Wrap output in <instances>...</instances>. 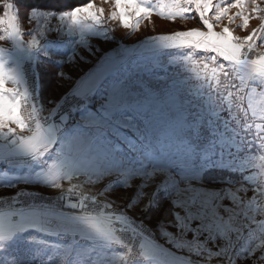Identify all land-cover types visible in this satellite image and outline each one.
<instances>
[{
	"label": "snow or ice",
	"instance_id": "1",
	"mask_svg": "<svg viewBox=\"0 0 264 264\" xmlns=\"http://www.w3.org/2000/svg\"><path fill=\"white\" fill-rule=\"evenodd\" d=\"M111 3L114 10L107 16L103 8L92 2L62 12L33 7L27 11L26 19L35 27L24 33L15 0H0V42L10 41L12 45L11 49L0 47V142L10 154L42 164L36 173L38 182L54 189L55 200L74 210L65 212L54 204L17 207L18 198L29 195L23 190L11 197L0 195V202L8 204L0 207V247H6L18 233L36 228L49 235L71 234L103 247L107 264H264V0ZM154 12L167 20H197L198 27L151 36L145 42L157 48L188 50L172 62L180 63L190 74L194 85L191 91L202 99L206 118L192 124L212 121L219 125L214 129L218 145L215 160L202 153L206 157L204 166L181 176L170 166L167 156L157 153V159L147 169L129 167L93 174L77 159L87 146L74 137L57 151L56 159L46 161L44 158L57 144L58 134L73 122L72 113L83 105L72 104L59 117L58 102L41 106L26 84L20 68L23 60L40 49L41 41L50 32L77 34V43L86 45L88 36L103 32L105 39L110 37L107 20L118 21L129 29ZM253 19L256 27H250ZM232 25L247 34L235 35ZM25 35L29 39L25 40ZM128 51L123 49L120 58ZM74 59L69 57L66 62ZM118 62L102 65L88 85L75 88L72 95L82 100L100 76ZM58 75L70 79L65 72ZM9 82L14 86L7 87ZM29 101L31 111L24 118L21 108ZM139 102L123 87L114 88L102 100L103 119L90 115L74 121V125L91 128L105 138L115 135L113 129L144 136L143 128L133 118L115 115L119 109ZM163 104L162 101L156 105L155 110H163ZM184 122L183 118L178 121L180 126ZM208 164L226 167L239 178L225 179L221 187H205L201 173ZM111 174L124 181L125 189L132 188L133 179H141L136 195L124 206L99 187L104 176ZM150 187L152 191H146ZM168 187L173 189L172 220L161 223L165 245L170 248L153 241L143 220L130 214L136 211L143 215L155 202L156 192ZM73 251L72 244L65 246L59 264H67ZM93 251L89 245L80 254L87 258ZM0 264L20 262L0 258ZM89 264L94 262L89 260Z\"/></svg>",
	"mask_w": 264,
	"mask_h": 264
},
{
	"label": "rangeland",
	"instance_id": "2",
	"mask_svg": "<svg viewBox=\"0 0 264 264\" xmlns=\"http://www.w3.org/2000/svg\"><path fill=\"white\" fill-rule=\"evenodd\" d=\"M90 2L97 8H103L105 16L114 10L111 0H92ZM151 2L154 3L155 0H151ZM16 6L20 9L21 18L19 23L21 30L27 33L30 27H35L34 22L30 25L26 19V13L29 9L21 8L17 4ZM43 10L51 11L49 9ZM53 23L57 24L59 22L54 21ZM249 23L250 27L257 26L254 19L250 20ZM133 24H136L135 20ZM198 26L196 19L167 20L158 17L155 12L150 17L141 18L138 26L129 29L120 26L118 21L107 20L106 28L110 35L108 39H105L103 32H100L98 35L88 36L86 38L87 44L81 45L77 43L79 36L73 34L71 36L74 37L75 50L65 58L57 56L55 58L56 62L61 64L57 65L53 60H44L39 57V54H36L38 58L31 56L29 59H24L20 68L33 98L41 106L50 107V101L59 103L57 117L68 112L70 105L82 103L83 106L72 113L73 122L63 128L60 133H67L64 136L65 143L76 137V133H86V140H81L87 147L81 157L86 159L88 147H91L94 150L91 156L95 162L94 165L88 164V167L84 169L93 174L129 167L147 169L157 159V153H163L169 158L173 170L183 176L204 166L206 157L202 153H205L213 161L215 160L218 145L214 139L216 135L214 129L219 125L212 121L192 124L194 120L203 121L206 118V113L202 107V99L191 91L194 85L190 74L185 71L180 63L172 62L174 57L183 56L188 50L157 48L145 41L151 36L168 35L174 31L188 30ZM232 27L235 29V25H232ZM215 30L218 31L219 29ZM234 34L243 36L247 34V31L235 29ZM68 36L63 33L50 32L46 39H65ZM23 38L25 40L29 39L27 35ZM0 47L11 49L12 45L10 41L7 44L0 42ZM125 48L129 51L121 59V51ZM197 55H202V53H197ZM69 57H75V59L66 62ZM114 60H119V62L108 71H105L99 78L102 80L109 73V77L112 78L109 79L108 83L106 81L101 87L96 86L82 100L72 95V91L78 87V83L82 78L86 75L87 78L89 75L92 78L102 65L112 63ZM53 63L57 66H54ZM170 67L172 68L170 69ZM60 72L67 73L70 79H62L58 75ZM111 72L113 73L111 74ZM99 79L95 82V85ZM160 82H166L167 85L163 86L162 89H158ZM88 83L84 85L87 86ZM6 86L13 87L14 85L9 82ZM117 87H123L130 97L140 102L119 109L115 115L133 118L137 125L143 128L144 136L129 131L117 132L113 129L115 135L105 138L97 135L91 128L85 129L74 125V121L85 119L90 115L103 119L101 113L102 100L108 92ZM169 97L172 98L170 102ZM162 101L164 102L163 110H155V106L161 104ZM39 104L36 106L39 107ZM30 111L31 106H28V103L22 105V117L27 118ZM181 118L185 121L183 126L178 123ZM118 137L127 145L121 155L119 154L120 144L116 141ZM145 137L148 140L147 143ZM132 138L134 139L132 140ZM60 140L62 139H58V141ZM131 146H137V149L135 150ZM3 147L5 148L3 142H0V149ZM99 160L100 163L98 164L97 161ZM24 161L30 162L26 158ZM3 165L4 162L0 161V168ZM210 165L212 164L206 165L205 169ZM25 171L26 169L17 170L16 174L21 175ZM20 179L18 176L14 178V181L18 182L15 187L4 186L0 179V195L11 197L16 192L23 190L28 192L29 195L19 197L16 205L28 206L33 204L41 206V204H48L50 198L56 194V191L50 187L34 184L36 181L29 180L25 183V181L21 182ZM223 181L216 184L204 181L202 183L205 187L217 188L222 186ZM140 183V178L133 179L132 188L125 189L123 186L124 181L115 174H111L104 176L99 187L106 190L110 198L120 201L121 206H124L136 195ZM65 184L67 187L66 181ZM146 191L150 192L152 188L150 187ZM172 193L173 189L171 187L162 188L156 192L155 202L143 215L136 211L130 213L143 220L145 230L151 234L153 241L168 248L171 245H165V238L162 234L164 224L161 222L172 220ZM61 209L62 211L67 209L63 203H61ZM169 231H175V229L170 228ZM84 240L86 239L73 238L65 240L66 242L60 239L50 240L41 249L42 251L29 249L28 254L4 247L0 249V258H15L20 264H59L62 249L72 244L74 251L67 260V264H89V260H92L94 264H107L105 249L88 240L85 243ZM89 245L94 251L91 256L85 258L80 254V250L87 248ZM33 248H36V246H33Z\"/></svg>",
	"mask_w": 264,
	"mask_h": 264
},
{
	"label": "crops",
	"instance_id": "3",
	"mask_svg": "<svg viewBox=\"0 0 264 264\" xmlns=\"http://www.w3.org/2000/svg\"><path fill=\"white\" fill-rule=\"evenodd\" d=\"M70 36L71 35H69L65 39L53 38V39H46V40L42 41L40 49L37 51H34L31 54V56L38 58L36 56V54H39V57L43 58L44 60L45 59L46 60H53L57 65L61 64V63L56 62V60H55L56 56L60 57V58H65V57L69 56L75 50V45L73 43L74 37L73 36L70 37ZM71 42H72V45H71ZM5 58H7V57H5ZM11 62L12 61L9 60L10 64H11ZM112 73L113 72H111V74ZM109 76H110V74L108 73L105 75V77L102 80L99 79L98 83H96V85H94L92 87V89H94L96 86L101 87L106 81L108 83L109 79L112 78ZM90 80H91V75H89L88 78L86 75L84 78H82L80 80L77 88H80V89L85 88L86 85H84V84L89 82ZM28 106H31V101L28 102ZM65 134H67V133H59L58 134V139L61 138L62 140H60V141L57 140L58 145H55L54 148L46 155V157L44 158L46 161H51V160L57 158V151L61 150L64 147V145L66 144L65 143L66 141H64V136H66ZM69 134H71V133H69ZM85 134L86 133H76V137H79L80 139L86 140ZM133 139L134 138H132V140ZM116 141L120 144L121 150H120L119 154L121 155L123 153L124 149L127 147V145L124 144V142H122L119 139V137H118V139L116 138ZM131 147L135 150L137 149V146H131ZM93 152H94V150L91 149V147H88V151L86 153V159L81 157V156L77 157V159L82 164L83 168H87L88 164L94 165L95 160L91 156L93 154ZM24 159L25 158L10 154L4 147L0 149V161L4 162V165L0 168V177H1L0 179L2 180L4 186L8 187L9 185H16L18 182L14 181V178L16 176H18L21 178L20 179L21 182H23V181L28 182L29 180H31L32 182L36 181L34 184H40V185H42V187H48L47 185L41 184L40 182H38V178L36 176V173L40 171V169L43 167V165L40 163H37V162H32V161L25 162ZM97 163L99 164L100 160L97 161ZM210 166L214 167V168H218V169L219 168H222V169L226 168V167L213 166V165H210ZM24 169H26V171L23 174H21V175L16 174L17 170H24ZM226 169H228V168H226ZM72 211H74V210L68 209V208L65 209V212L70 213ZM57 239H56V235H49V234L42 232L36 228H28L27 230L18 233L13 239H11L7 243V245H9V246L6 245L7 247H5V248H8L10 250L16 249V251L25 252L28 254L29 249L30 250L33 249L35 251H38V250L42 251L41 249L45 245H47V242H49L50 240L56 241ZM60 240L63 242H66L64 239H60ZM67 242H69V241H67ZM18 243L20 244L19 246L17 245ZM33 246H36V248H33ZM3 248L4 247H0V249H3Z\"/></svg>",
	"mask_w": 264,
	"mask_h": 264
},
{
	"label": "trees",
	"instance_id": "4",
	"mask_svg": "<svg viewBox=\"0 0 264 264\" xmlns=\"http://www.w3.org/2000/svg\"><path fill=\"white\" fill-rule=\"evenodd\" d=\"M90 1L92 0H15L16 4L24 9H31L33 7H37L42 9H49L54 12L67 11L76 6L88 3ZM53 64L54 66H57L55 63ZM171 68L172 67H170V69ZM159 84L160 87H158V89H162L163 86L167 85L166 82H160ZM238 177V174L231 172L229 169H218L211 166L206 168L201 174L202 182L204 181L207 183L214 184L225 179L235 180L238 179Z\"/></svg>",
	"mask_w": 264,
	"mask_h": 264
},
{
	"label": "built area",
	"instance_id": "5",
	"mask_svg": "<svg viewBox=\"0 0 264 264\" xmlns=\"http://www.w3.org/2000/svg\"><path fill=\"white\" fill-rule=\"evenodd\" d=\"M55 196H56V194H54L51 198H50V200L48 201V204H41V205H55L56 207H58V208H60L61 209V203H63V201H57V200H55ZM6 206H8V204L7 203H5V202H0V207H6ZM15 206H19V205H15ZM62 210V209H61ZM58 237L60 238V239H70L71 237H72V235L71 234H58Z\"/></svg>",
	"mask_w": 264,
	"mask_h": 264
}]
</instances>
